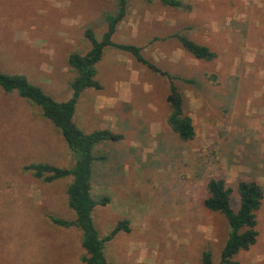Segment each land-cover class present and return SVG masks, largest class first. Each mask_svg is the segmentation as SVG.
<instances>
[{
	"label": "rangeland",
	"instance_id": "1",
	"mask_svg": "<svg viewBox=\"0 0 264 264\" xmlns=\"http://www.w3.org/2000/svg\"><path fill=\"white\" fill-rule=\"evenodd\" d=\"M190 9L159 0H129L115 42L136 44L144 56L188 83L174 80L196 128L182 140L167 122L169 79L115 46L97 63L102 87L85 88L75 120L86 132L109 128L123 134L93 148L92 193L109 197L92 212L100 236L121 220L106 243L111 264H203L212 251L219 263L230 226L205 206L207 183L224 177L239 207L241 180L264 189V0H183ZM116 0H0V69L20 72L57 100L72 96L76 72L68 57L98 39ZM176 32L217 52L195 57ZM77 153L40 106L0 87V264H83L86 250L67 187L72 176L47 182L24 165L49 162L73 167ZM257 242L232 264H264V198L257 212Z\"/></svg>",
	"mask_w": 264,
	"mask_h": 264
},
{
	"label": "trees",
	"instance_id": "2",
	"mask_svg": "<svg viewBox=\"0 0 264 264\" xmlns=\"http://www.w3.org/2000/svg\"><path fill=\"white\" fill-rule=\"evenodd\" d=\"M116 1V11L105 16L106 30L102 38L98 39L92 28L86 29L85 35L91 42L90 49L85 53L74 51L68 57L70 67L76 72L71 83L72 96L68 99L57 100L42 86L32 82L24 73H9L0 69V87L6 92L17 91L21 97L40 106L44 116L60 130L69 148L77 153L78 158L73 167L40 161L27 163L23 168L47 182L72 176V181L67 187V194L69 205L74 209L76 218L69 220L54 215H49V218L59 225L81 227L83 231L82 245L86 250V254L82 257L83 264H111L105 254L106 243L121 230H130L129 220L123 219L108 234L100 236L92 214L97 204L106 205L109 202V197L104 196L96 199L92 193L93 163L97 158L93 154V148L99 142L118 141L123 138V134L109 128L86 132L75 120L77 103L83 90L88 87L96 89L102 87L97 78V63L101 60L104 49L107 46H115L131 52L139 62L155 72L167 76L169 79L167 100L171 107L167 118L168 124L182 140H192L196 134L193 118L185 111L183 94L174 82L176 78L188 83H195L196 80L174 75L162 69L144 56L141 46L115 42L113 35L120 22L127 16L129 8V0ZM159 1L167 6L190 9V5L183 0ZM174 36L180 40L186 50L199 59L213 60L217 57V52L205 44L198 43L180 32H176ZM207 188L208 196L204 200L205 206L222 213L228 220L230 231L221 251L220 262H215L212 258V251L206 249L203 252L202 263L232 264L235 261L234 257L241 250H248L257 242L259 235L257 212L262 205L264 189L255 180L239 181L237 192L240 202L239 207L234 209L231 202L234 188L228 184L224 177L210 178Z\"/></svg>",
	"mask_w": 264,
	"mask_h": 264
}]
</instances>
